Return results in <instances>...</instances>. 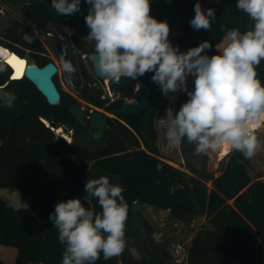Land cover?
<instances>
[{"label":"trees","instance_id":"1","mask_svg":"<svg viewBox=\"0 0 264 264\" xmlns=\"http://www.w3.org/2000/svg\"><path fill=\"white\" fill-rule=\"evenodd\" d=\"M236 2L214 0L216 17L210 32L190 26L197 0H157L155 18L162 20L164 12L174 16L180 27L176 42L182 50L186 52L207 40L212 44L208 50L211 56L228 30L237 28L244 32L252 27L249 17L236 8ZM18 7L20 16L2 32L0 44L24 57L25 51L30 50L40 65L52 58L43 55L40 39L27 40L29 24L41 33L50 23L76 25L83 19L79 13L58 15L51 0H24ZM0 62L5 64L0 85L17 97L11 109L0 100V188L19 190L29 205L17 208L0 196V242L15 246L18 251L15 262L5 264H62L65 246L59 243L49 215L58 202L73 198L99 212L96 198L83 197L87 195V179L100 176L125 188L122 194L129 205L127 246L121 256L104 260L101 254L95 264H264V178H254L250 160L236 151L227 154V162L218 175L196 168L191 161L195 146L186 139L180 145L185 169L158 157L153 119L162 112L168 96L151 81L154 73H146L136 81L122 78L114 85L120 94L114 101L102 98L100 89L79 88L84 100L110 114L104 137L95 139L89 135L94 146H82L67 141L53 129L63 127L78 133L89 129L71 115L69 107L77 99L61 88L58 76L55 81L62 99L51 105L30 79H11L9 65L1 57ZM257 71L264 84V60ZM138 81L152 92L148 104L136 114L118 113L116 109L132 96ZM187 86L189 90L194 87L193 79ZM187 99L186 93H178L173 115ZM134 202L169 210L183 222L205 215L213 228L201 229L195 235L187 262L176 261L164 244L152 236L143 237L134 227L139 219L133 210ZM132 248H138L141 254L136 256Z\"/></svg>","mask_w":264,"mask_h":264},{"label":"clouds","instance_id":"2","mask_svg":"<svg viewBox=\"0 0 264 264\" xmlns=\"http://www.w3.org/2000/svg\"><path fill=\"white\" fill-rule=\"evenodd\" d=\"M87 40L94 42V73L114 84L122 78L133 81L154 73L151 81L164 96L184 92L188 99L170 119L165 139L170 147L186 139L195 155L220 150L236 151L251 160L261 148L256 128L264 121V84L258 66L264 60V0H237L252 27L230 29L216 54L205 40L181 52L169 39L170 26L151 13L152 0H84ZM81 0H51L58 15L81 11ZM189 21L194 30L210 32L216 11L202 9L199 0ZM63 70L72 75L76 67L61 58ZM5 64L0 62V72ZM194 87L189 90L188 78ZM139 89V85H137ZM17 97L0 86V100L13 108ZM84 200L96 198L100 211L85 207L79 198L58 202L49 219L64 245L62 264H95L101 254L110 260L123 254L129 205L125 188L110 183L107 176L87 179Z\"/></svg>","mask_w":264,"mask_h":264},{"label":"rangeland","instance_id":"3","mask_svg":"<svg viewBox=\"0 0 264 264\" xmlns=\"http://www.w3.org/2000/svg\"><path fill=\"white\" fill-rule=\"evenodd\" d=\"M23 1L24 0H0V36L2 32L14 21V19L20 16L18 5ZM199 2L202 9L205 11L208 8H214V0H199ZM173 25L174 31L170 32L169 39L174 46H179L176 42V36L180 29L179 23ZM55 30L58 36L65 38L66 31L68 29L55 26ZM26 38L29 41H33L37 38L40 40L44 39L41 33L38 32L31 24H29V31L26 34ZM50 40L51 39L45 41L48 43ZM222 44L223 41L218 45ZM49 47L51 48L50 45ZM179 49L181 52H184L180 46ZM49 54H51L52 59L56 61L60 67L57 80L59 81L61 88L66 92L77 93L75 87L70 82L68 73H66L62 68L61 59L54 53L53 49L49 52ZM24 55L29 59V61H35V57L30 50L27 49ZM192 79V77H189L187 83ZM113 93L114 92L112 91V94ZM178 93L179 92L168 94V100L166 101L162 112L160 114H155L153 119V128L157 134L156 145L158 148V157L173 166L185 169L186 161L183 157L181 147H170L165 139L166 129L170 119L173 117L174 102ZM129 99H132V97L127 100ZM77 100L80 101L81 105L85 109L89 108L88 110L90 111L94 109L91 108L86 101L81 100L80 98H77ZM255 131L261 141V148L257 151L256 156L250 160V169L252 170L250 172L254 173V178H264V121L261 122V125L256 128ZM62 134L67 141L73 140L82 146H94V144L88 140L89 135H92L91 128H89L86 132L81 133L76 132L74 129H68V131H66L64 128ZM67 136H70V140ZM191 161L196 168L218 175L221 173L227 162V154L222 156L221 150L217 152L210 151L206 155H195L193 153ZM208 185L210 186V182ZM0 196L8 198L10 204L14 207L27 208L29 206L27 200L22 196L19 190L1 187ZM133 210L136 214L137 211L140 210L153 226V231L149 232L139 219L135 220L134 227L139 230L140 234L145 238L152 236L155 240L161 242L168 248L178 251V254L173 256V259L180 262H187L188 250L195 235L201 229L213 228L209 218L205 215L196 217L192 222H183L173 217L169 210L158 209L146 203L134 202ZM17 252V247L5 245L0 242V264L15 262ZM132 252L136 256L141 254L138 248H132Z\"/></svg>","mask_w":264,"mask_h":264},{"label":"water","instance_id":"4","mask_svg":"<svg viewBox=\"0 0 264 264\" xmlns=\"http://www.w3.org/2000/svg\"><path fill=\"white\" fill-rule=\"evenodd\" d=\"M81 6L84 7L83 12L81 13V15H83L84 12L89 10L90 6L86 5L83 2V0H81ZM167 22L170 26V32H173L174 31L173 24L178 23V20L175 17L170 16ZM0 46H5V45L0 44ZM57 46L63 58L70 60L73 63V65L76 67V72L72 75H69L72 84L76 87H81L83 84V77L80 71L77 57L66 47V45H64L60 41L57 42ZM16 53L17 52L14 50L11 51V55H16ZM93 57H94V53H91L90 58L94 61ZM1 58L9 65L11 71L10 72L11 79H13L12 76L16 75V69L12 64L8 63L10 56L5 58L1 57ZM24 58L25 59H21V60L28 59L27 57ZM57 72H58V68L53 61H49L44 65H40L35 61L33 62L29 61L28 63L25 62L23 75L26 76L28 79H30L36 85L38 90L46 97L47 102L49 104L57 105L62 99V92L60 91L55 81V76L57 75ZM8 82L9 80L6 82V84ZM138 85H139V89L135 92L133 98L124 101L116 109L118 113L136 114L141 112L146 107V105L148 104L151 98L152 92L143 82H138ZM0 86L4 87L5 85H0ZM69 111L78 124L82 126H89V128L92 129L93 138L101 139L104 137L105 128L108 125L110 114L106 113L103 109L100 108H96L91 110L90 112H87L86 109L82 107L78 102L72 103L69 107ZM47 124L49 125L48 122ZM59 128L60 130H58ZM59 128L58 129L53 128V129L56 130L57 133H62L64 128L63 127H59ZM137 215L139 220L142 222L143 226L149 232H152L153 226L150 223V221L144 216V214L140 210H138ZM165 248L172 256L177 255L176 250H172L167 246H165ZM235 264H245V263L242 261H236Z\"/></svg>","mask_w":264,"mask_h":264},{"label":"flooded vegetation","instance_id":"5","mask_svg":"<svg viewBox=\"0 0 264 264\" xmlns=\"http://www.w3.org/2000/svg\"><path fill=\"white\" fill-rule=\"evenodd\" d=\"M83 2H84V0H83ZM86 5H88V4H86ZM80 7H81V11L79 12V14L83 19L78 24L71 25V24H67V23H59V24L50 23L47 25L46 29L43 32H41V35L44 37V39L41 40L43 47H44V51L42 53H43V55L49 56L52 58V56H51V54H49V52H51V50L53 49L54 53L57 54V56L61 59L63 56L60 53L59 48L57 46V42L60 41L61 43L66 45V47L77 57L78 64L80 67V71H81V74L83 77V84L81 87H76L72 84L75 87V90L77 93H75V92H71V93L69 92V93L73 97H75L76 99L80 98L81 100H84L81 97V93H80L79 88H83L86 86V87H91V88H96V89L102 90V94H101L102 98L109 99L110 101H114L115 99H117L120 96V94L114 90L115 84L110 82V81L108 82L107 80L105 81V79L103 77L93 75V73H94V61L90 58V54L94 53V42L86 39L88 32H89V29L87 28L86 23H85V16L88 14V10L86 12H84L83 15H81V13L84 10V7L81 5H80ZM157 9H158L157 0H152L151 13L150 14L153 17L156 16ZM170 16H172V15L169 14L168 12H164L162 15V21H164V20L167 21ZM172 17H174V16H172ZM54 25L57 27L60 26V27L68 29L66 31L65 38L58 36V34L56 33ZM48 39H51V40L47 43L45 40H48ZM49 45L51 46L52 49L49 47ZM77 52H78V54H77ZM52 61L56 64V66L58 68V72H59L60 67L58 66L57 62L54 61L53 59H52ZM88 63L90 66L88 65ZM58 72H57V75H58ZM70 82H71V80H70ZM138 82H143V81H138ZM138 82L134 86L133 93L131 96L132 98H133L135 92L138 90V88H137ZM105 83H106V85H105ZM112 91L114 92L113 94H112ZM128 98H130V97H127V99ZM84 101H86V100H84ZM77 102L81 105L80 101L77 100ZM87 103L91 108H94V109L98 108L97 106L93 105L92 103H89V102H87ZM88 109L89 108H87L86 111L90 112V110H88Z\"/></svg>","mask_w":264,"mask_h":264},{"label":"bare ground","instance_id":"6","mask_svg":"<svg viewBox=\"0 0 264 264\" xmlns=\"http://www.w3.org/2000/svg\"><path fill=\"white\" fill-rule=\"evenodd\" d=\"M0 49H3V50H5L4 52H2V53H0V57H3V58H5V57H8V56H12L11 55V51H12V49H9V48H7V47H5V46H0ZM15 57L18 59V60H20V61H23V64L22 65H19V64H17V65H13L14 67H15V69H16V75H19V76H21L23 73H24V65H25V62L26 63H28L29 62V60L27 59V60H21L18 56H16L15 55ZM10 59V58H9ZM261 125V124H260ZM260 125H258L257 126V128L260 126ZM58 130H60V128L58 129ZM67 138L70 140V136H67ZM230 151H228V150H221V155L223 156V155H226V154H228ZM177 254H178V251H177Z\"/></svg>","mask_w":264,"mask_h":264},{"label":"snow or ice","instance_id":"7","mask_svg":"<svg viewBox=\"0 0 264 264\" xmlns=\"http://www.w3.org/2000/svg\"><path fill=\"white\" fill-rule=\"evenodd\" d=\"M4 51H5V50L0 49V53H2V52H4ZM8 63L13 64V65L15 66V65H17V64L22 65V64H23V61L18 60V59L15 57V55H12V56L10 57V59L8 60ZM12 78H13V79H19V75H14Z\"/></svg>","mask_w":264,"mask_h":264},{"label":"crops","instance_id":"8","mask_svg":"<svg viewBox=\"0 0 264 264\" xmlns=\"http://www.w3.org/2000/svg\"><path fill=\"white\" fill-rule=\"evenodd\" d=\"M6 198V197H5Z\"/></svg>","mask_w":264,"mask_h":264}]
</instances>
